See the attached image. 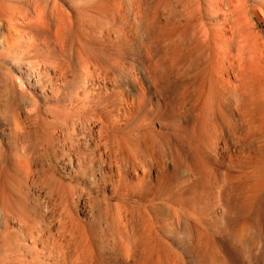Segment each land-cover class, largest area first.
Wrapping results in <instances>:
<instances>
[{
	"label": "rangeland",
	"instance_id": "obj_1",
	"mask_svg": "<svg viewBox=\"0 0 264 264\" xmlns=\"http://www.w3.org/2000/svg\"><path fill=\"white\" fill-rule=\"evenodd\" d=\"M118 1L115 0L114 2V0L112 1L110 0L108 2L107 15L110 16L111 14H120V16L119 15H115V16L119 21L118 25L120 23V25L123 26V33H122L123 37H120L119 35L117 36L115 28L113 26L111 27V24H108L106 22H105V25H104V22L99 23L98 21H96L95 24L85 23L86 25L84 24V25L77 26V28H75V32L77 36H74L73 38L75 42H73V40L71 41V39L65 40V42L67 41V43L71 41L70 45L67 44L68 45L67 47L65 43L63 42L62 45H64L67 48L66 49L65 47H63V50H64L63 52H66V54L62 52L60 56V60L58 61L59 70L57 69L58 70L57 77L59 79L58 80L59 83L57 82V88H58L59 98L61 99V105L59 109L57 110V107L53 105L51 106L50 102L47 104L48 106L44 103H40L39 107L35 109L36 114L32 113L31 119L28 120L30 125H28V122L25 125V128H24V130L26 129L24 131L25 137L23 138L24 141L21 143L13 139H8L4 136L0 137V185H3L7 187V190H10V186L12 184L15 185V182L13 179L14 170H18L17 173L18 175L20 173L19 176L20 178H22L21 179L22 180L21 182H23L22 184L23 185L26 184L30 186L33 189L32 192L33 191L35 192V193L33 192V194L34 195L38 194L36 198L40 197L41 198L40 200L42 201V202L41 201L38 202L37 200L32 199V198L27 200L28 201L27 203L31 202L30 204H26V205L30 207L29 209H31V211L29 213L30 214L32 213V215L29 214V218L24 221L25 223L19 219L20 218L19 214H21V212L16 210L17 207L14 206L15 203L12 202L8 204L9 205L8 207H10V209H13L14 212H16L14 213L15 215L13 216L14 218L13 220L16 219L15 220L16 222L13 221L12 223V226L14 228V234L17 235V234L23 233L21 239L23 237L25 238L21 241L22 244H26L27 242L26 245L27 246L28 244L30 245L31 253L26 251L25 254H27V257L31 259V257L35 254L36 250L44 251L45 253L44 260L46 261V264L48 263L65 264L67 262L65 263L56 262L58 261V258L57 259L54 258L56 252H58L57 247L59 248L61 245L58 243L60 242L62 243V249L60 250H64L63 248L67 247V245L69 246V248L67 249L70 250L71 248L70 245L74 246L72 248L75 249V246H76L75 244H77L78 245L76 246L77 252L79 251L78 256L80 255L83 256L85 254L84 250L85 249L88 250L87 252L88 254L86 255H88L89 257L87 256V258H85L83 262L82 260L81 261L78 260L79 263L77 262V264H80V263L82 264L84 263V261H85L84 264H149V263L156 264L158 259H161L163 261V264H165L167 263V261L174 260L173 258H176V256L178 255L183 260V262L186 264H190V263L191 264H194V263L203 264V262L204 264H207V263L208 264H216V263L221 264L222 262L225 263V261L228 262L229 260L230 261L227 264H234V263L237 264L240 260H242L241 264H246L248 262H251L250 256L256 255V254H258L257 255L258 261L262 262V260L264 259V252H263L264 251V240H263L264 239L263 238L264 237V232H263L264 231V158H263L264 151L263 152H260V151L252 152V151H249L250 150L249 147H254L251 145H255V146L263 145L261 141L264 140V104L260 107L261 111H259V114L257 116L253 117V116L248 115L246 117V119L247 118L251 119V121H255L257 122V124L259 123V126H261L259 128L261 130L260 132L257 133V131H253L251 135L249 133V137H248L249 147L248 146L244 147V149H246V152H239V147L236 146V144H233L230 146L226 145V143L228 144L229 142V140L227 139V136L224 138L225 135L222 136L219 134L218 136V133L215 135L213 134L212 127L216 122H218L219 116L217 115L216 112L214 114L212 107L210 108V112L207 113L209 111V109H207L208 107L207 106L206 107L207 111L205 112V115L202 116L204 122L206 123V129L205 128L202 129L203 135L204 134L205 135L202 136L201 131L198 129V124H199L198 122H201L200 121L201 117L200 119L196 118L195 117L196 112L187 110L185 107H182L179 105V98H180L179 88L180 87L178 86V82L175 83L172 80V78L169 76L168 71L164 72L168 69V66L172 61L171 51H170L171 46H169L168 44L169 42H167L168 40H162L160 38H158L160 39V42L159 40H157L156 34L159 33V29L155 25L157 24V22H156V19L151 20L152 17L156 14V6H155L156 0H143L142 2L143 6L142 8H140V11H141L140 20L139 18L137 19L134 18L136 15L135 8L131 6L129 0H118ZM250 2L248 3L249 6L254 4L252 1ZM88 4L90 5V3ZM111 6L113 8H111ZM90 7L91 6L89 7L87 6L88 9H90ZM65 9L67 10L66 12L68 14L71 13V10L69 8L65 7ZM79 9L82 10L81 8ZM97 13L98 12H94L95 15H97ZM169 13H170V10L165 9L164 15L168 16ZM83 15L84 13L82 11L76 13V16H83ZM143 21H144V24H143ZM148 21L152 22L150 23V26L151 25L152 26L149 29L150 32H151V29L153 31L150 33L151 35H148L147 32L144 31L145 30L144 26L146 25V22ZM101 24L104 25L103 28L101 27L102 26ZM137 24L139 25L138 27H137ZM153 25L155 26L156 31L153 28ZM258 27L259 29L263 30L264 24L259 23ZM100 30L102 34L99 32ZM83 34L85 37H83ZM91 34L92 35L95 34V35L92 36ZM87 35L88 37H86ZM111 36H112V39H111ZM125 36H127V38ZM77 40L82 44V48L79 42L77 43ZM165 42L168 45L165 44ZM71 43H74V44H71ZM111 43H113V45H111ZM162 43H163V46H165V48H163ZM74 46H77V47L79 46V47L76 49V47ZM167 47L170 48L169 55L167 54L168 52L165 51L166 49L168 50ZM87 49H90L93 52ZM113 49H114V52H113ZM77 50H80V51L78 52ZM162 51H163L162 53L163 57L161 56ZM80 52L82 56H84V60L86 59L85 60L86 64L84 62L85 64L84 67L88 73V78H87L86 71L83 70L84 67H81V65L83 64V61L81 60L82 62L80 63L82 64H79V61L77 60L78 57L80 59V56H78L79 55L78 53ZM101 54L102 56H100ZM75 55H77V57ZM114 55H115V58H114ZM85 56H87L88 59ZM167 57H170V59ZM95 58H98V59H95ZM75 59L77 60V62L74 61ZM67 60L69 61L67 62ZM88 61L90 65L87 63ZM91 61L95 67H97L99 63L97 70L95 67L93 68V65H91ZM73 63L75 64V66ZM77 63L79 64V66H77ZM124 64H126V66ZM101 65H103V67ZM120 65L122 66V68ZM148 65H149V69L147 68ZM80 67H81V71L83 70L82 71L83 74L82 72L78 70V68L80 69ZM99 67H102L101 68L102 70ZM105 67H107L108 71L105 69ZM157 67H158V70H157ZM65 68L66 70H64ZM92 69L96 71V75H95V71H93ZM98 71L99 72L101 71L100 74L97 73ZM105 71H106V76H104ZM147 72H149V74H147ZM161 72L163 73L161 74ZM191 72L194 75H192ZM89 73H91L92 75L94 74L95 77L90 76L91 77L90 78ZM120 74H121V77H120ZM159 74L160 76H158ZM189 75L191 78L189 77ZM96 76H98L99 81L96 78ZM103 76L106 77L105 84H104L105 80ZM113 76H116V77H113ZM109 77L111 80L109 79ZM120 78L122 80H120ZM200 78H202V73L197 74V72H194L193 70H191L187 74L188 80H192V81L196 80V82H194V85L192 87L194 86L197 87L199 85L198 82ZM48 79H49L48 77H44L41 85L42 86L46 85L47 89L50 90L52 85L49 83ZM116 79H118V83ZM115 80H116V83H115ZM41 85L38 86V92L41 90ZM190 94H193V92L191 91ZM211 97L212 96H209V95L207 96L208 98L207 105L209 103V106H211V103H212ZM86 106L88 108H86ZM69 107H71L72 110ZM40 111H41V114L38 116V113H40ZM215 116H217V118ZM82 118H83V121H82ZM75 119L76 121H79L78 124L75 121ZM100 119H102L103 121ZM47 121L50 124H48ZM73 122H75V125H76V128L74 125V129H72ZM44 123L46 125H44ZM83 124L88 127V130H87V127L86 126L84 127ZM54 125L56 128H54ZM100 125L101 126L103 125L102 128H104L103 130L104 134L102 132V128L100 127ZM16 127L17 126L14 124V128ZM68 128L70 130H68ZM84 129L89 134L88 133L85 134ZM60 130H62L65 133H63ZM74 130L76 131L77 135ZM71 131L73 135L70 133ZM81 132L84 134V136H82L83 134H81ZM183 132L185 133V135H182ZM194 132L196 133V136H194L195 135ZM90 133H91V137H90ZM211 133L213 134V136H211ZM35 135L37 136L35 137ZM104 135L106 139L104 138ZM107 135L108 137H106ZM199 135H201V139ZM92 136H93V139H92ZM82 137L84 138L83 140H82ZM101 137H102L101 141L104 143V145L99 140ZM203 137L204 138L206 137L205 140ZM37 138H38V141L35 140ZM70 138H72V140L74 139V141L72 142ZM28 139H30V141ZM108 139L110 140L112 144L109 143ZM202 139L204 140L205 143L203 142ZM256 139L258 141H255ZM86 142L89 143V145H87L88 148L85 147L87 144ZM43 144L46 145L47 147L43 146ZM60 144L62 145V147ZM75 144H76L75 146L76 150L73 147ZM229 144H231V142H229ZM126 145H127V148L125 150ZM220 146L222 147V149ZM117 147L118 149L116 150ZM56 148H57V151L53 152L56 150ZM105 148L106 149L108 148V149L106 150ZM109 148L112 149V151L116 150L115 151L116 154L113 151V154L111 155L112 157H110V154L112 151L109 152L110 151ZM213 149L215 152L213 151ZM26 152L32 153V154L27 156L28 154L26 155ZM47 152L50 153V156H49V153ZM71 152L73 153L74 157ZM130 152L132 153L130 154ZM251 152L252 154H249ZM39 153L40 154L42 153V155H40ZM93 153L94 154L96 153V155H94ZM101 153H102V156H101ZM253 153L256 154L255 157ZM114 154L116 155V157ZM36 155H39V156H36ZM62 155L64 156V158ZM145 155L147 156L146 158H145ZM43 156L45 160L42 159ZM79 156L80 158H78ZM49 157L50 159H52L51 163H50ZM117 157L118 158L120 157V158L118 159ZM125 157H127V159L129 158L128 162ZM110 158H112L111 159L112 161L110 160ZM124 158H125V161L123 163L122 159ZM91 161H93L92 164H91ZM102 161L105 163H103ZM260 161H261V164H260ZM47 162H48V165H47ZM56 162H59V164ZM72 162H75L76 166ZM112 162H113V165H112ZM115 162L116 164L114 166ZM122 163L124 164V167ZM103 164L105 165L104 167H103ZM138 164L140 165V167ZM130 165L131 166L133 165L132 169ZM28 166L31 168H29ZM38 167H41V168L39 169ZM136 167L138 168L136 169ZM135 170H137L136 172L138 173H136ZM31 171L32 172L35 171L33 177H32ZM44 171H46V174ZM254 171L255 172L257 171V172L255 173ZM27 173L29 174V176H27L28 175ZM36 174L38 177L36 176ZM24 175L27 179L29 177L30 180L29 179L26 180ZM58 179H61V180H58ZM31 183L33 184L30 185ZM34 184H36V186ZM54 184L56 185L55 187H54ZM48 189L50 190V193ZM53 189L55 191H53ZM82 190H85V191H82ZM248 193L251 194L250 197L247 196ZM77 197L79 199H77ZM104 197H105V200H104ZM229 198H230V201H229ZM60 199H61V202H60ZM233 200H236L237 203L234 204V202L236 201H233ZM228 201L231 204L232 203L233 204L230 205ZM240 201H243V204ZM38 205H40V208L38 207ZM243 205L246 207V209L244 210L246 212L244 211L242 212V210L239 208V206L243 207ZM223 207L232 208L231 209L232 211L231 210L226 211L227 209L226 208L224 209ZM76 209L79 212L76 211ZM224 210L225 212H227L226 215L230 213L227 217L224 216L225 215ZM58 211L60 213V216H59ZM117 211L119 212V215ZM232 212L235 213L234 216H232L233 215ZM0 216H3V214L1 213ZM222 216L225 219L224 221L228 224L227 226L232 227V228H235L237 225H241L243 220L248 221L258 216H259L258 218L260 219V220L258 219V222L260 223V225L263 223L261 225L262 226L261 231H258V232L251 231L249 233L250 239L252 241L250 240L251 244L248 245V249H245L242 247V245H239V248L235 249L236 251L235 250H233L234 252L232 251L233 253L238 255V257L235 255L233 258L232 256L233 253L231 251L225 250L224 252V249L220 246V242H219L221 240L220 238H224L222 232H220L221 228H219L220 220ZM117 217L119 218L117 219ZM39 218L41 220L40 222H37ZM56 218L59 219V221ZM61 218H64V220ZM177 218H179V220H177ZM114 219L122 220L125 223H127L128 220H131L136 226V228L141 231V233L144 232V230H146V228L148 227H149L147 229L148 231L147 230L146 231L147 233L148 232L150 233V229L153 228L151 230L153 232H151L150 236L154 235L155 237L152 236L154 239L150 238V241L152 242V243L150 242L151 243L150 246L154 245V248L155 246H157V248L159 249L157 250V248H155L156 249L155 251L154 248L151 247L152 248L151 249L149 248L150 247L149 246L148 251L149 250L150 251L148 252L146 250L147 251L146 253L147 254L149 253L148 254L149 256L147 257V254H145L146 256L144 255V251L141 250V247H138V250L135 249L138 254V255L136 254V257H135V259L137 258L136 262H132V261H135V259H132V258L127 260L123 256V254H120L121 248L119 244L120 242V239L118 238L119 236L112 233V230H111ZM51 224H53V226ZM177 224L178 225L180 224L179 227ZM189 224L190 226H188ZM195 225H198V227L196 226V229H198L199 231L195 229ZM25 227H27L26 229L28 230H26ZM101 227H103V229L105 230L103 231ZM192 227H193L194 232L192 231ZM1 228L2 226H0V229ZM15 229H17L18 231ZM21 229L23 230L21 231ZM161 229L162 230L164 229V230L162 231ZM181 229H183L185 232ZM189 229L192 231L191 232L192 236H189L187 233ZM70 230L72 231L74 230L73 231L74 233H72ZM195 231H197L199 235ZM38 232H40L41 234L39 233L40 234L39 235ZM65 232L68 234H66ZM69 234H71V238ZM114 236H116V238ZM199 236L201 237L202 241L206 240L208 246L211 247V248L207 247V249H209L208 251H210L211 249L212 250L215 249V251H212V253L215 252V254H213L212 257L210 255L211 251L210 253L208 251H205L206 254L205 252L201 253L202 249L196 243L197 242L196 239H199L198 238ZM26 238L28 239V241ZM101 238H103V240ZM117 238L119 240H117L116 242ZM157 240L160 242H157ZM113 241L118 243L119 246L118 244H116L115 246V243ZM68 242L70 245L68 244ZM213 243H216V244H213ZM214 245L216 246L214 247ZM217 246L219 248H217ZM256 246L258 247L256 248ZM52 247L55 248V250L52 249ZM259 247H261L260 250H259ZM72 248L70 251H72ZM80 248L81 249L84 248L83 252H81ZM162 249L165 251H163ZM89 250H91L92 252L91 251L89 252ZM153 250L154 252H152ZM140 252H143L142 256ZM219 252H220V256L223 255L220 258L221 260L224 258V255L226 256L223 259V261H221V263L217 261L219 259V255H218ZM250 252L251 254L252 253L253 254L248 255ZM51 253L53 254L52 255L53 257L51 256ZM81 253H83V255ZM226 253L228 255H226ZM244 253H246L248 256H246V254ZM169 254L171 256H169ZM207 254L210 255V258L215 259V261L217 262H215L214 260L210 258L208 259L209 256L206 257ZM214 255L215 257H213ZM84 256L81 257V259H84ZM143 256H145V259L142 258ZM154 257L156 258L158 257V258L155 259ZM235 257L239 259L237 260L238 262L235 261L236 259ZM138 258H141L142 261L141 260L139 261ZM143 259L144 261H148V263L147 262L144 263ZM48 260L50 262H48ZM210 260L212 262H210Z\"/></svg>",
	"mask_w": 264,
	"mask_h": 264
},
{
	"label": "bare ground",
	"instance_id": "obj_2",
	"mask_svg": "<svg viewBox=\"0 0 264 264\" xmlns=\"http://www.w3.org/2000/svg\"><path fill=\"white\" fill-rule=\"evenodd\" d=\"M109 1L110 0H89V1L88 0H0V137L4 136V137H6L8 139H13V140L18 141V142L21 143V142L24 141L23 138L25 137V135H24V131L26 130V129L24 130L25 125L28 122V120L31 119V114L32 113L36 114L35 109H37L39 107L40 103H44V104L47 105L50 102L51 106L53 105V106L57 107V110L59 109V107L61 105V99L59 98L58 88H57V82L59 80L58 77H57V71L59 70L58 69L59 68L58 61L60 60V56H61L62 52L64 51L63 47H65V46L62 45L63 42L65 43L66 47L68 46L67 44L70 45V42L72 40H73V42H75V40L73 38H74V36H77L76 32H75V28H77V26L84 25L85 23H87V24H95L96 21H98L99 23L100 22H104V25H105V22H106L108 24H111V27L113 26L115 28L117 36L119 35L120 37H123L122 36L123 26L120 25V23L118 25L119 21H118V19L115 16V15H119L120 16V14H111L110 16L107 15V7H108V2ZM116 1H118V0H116ZM250 1H252L254 4L249 6L248 3ZM91 2H92V4H91ZM114 2H115V0H114ZM118 2H117V4H118ZM129 2L131 4V6L133 8H135L136 15H135L134 18L135 19L139 18V20H140V18H141V16H140V12H141L140 8H142V6H143V4H142L143 0H129ZM88 3H90V5ZM114 5H115V3H114ZM87 6L88 7L91 6L90 9H88ZM155 6H156V14L152 17L151 20H155L156 19V22H157V24L154 23L156 25V27H158V29H159V33L156 34L157 35V40H159V42H160V39L168 40L167 42H169L168 44H169V46H171L170 47L171 50H170V48L167 47L168 50L166 49L165 51L168 52L167 53L168 55H169V52L171 51V60L172 61L169 64L168 69L164 66L167 69L164 72L168 71L169 76L172 78V80L175 83L178 82V86L180 87L179 88L180 89L179 105L182 106V107H185L187 110H191L193 112H196V115H195L196 118L200 119V117H201V119H200L201 122H198L199 123L198 124V129L201 131L202 136L205 135V134L203 135V130L202 129L203 128L206 129V123L204 122L202 116L205 115V112L207 111V109H209V111L207 112V113H209L210 112V108L212 107V109L214 111V114L216 112L217 115L219 116L218 122H216L213 125V127H212L213 128L212 129L213 130V134L215 135V134L218 133V136H219V134L222 135V136L225 135L224 138L227 136V139L229 140V142H231V144H229V142H228V144L226 143V145L230 146V145L236 144V146L239 147V152H246V149H244V147L245 146L249 147V145H248V143H249L248 142L249 133L251 135V133H253V131H257V133L261 131L259 129L261 127V126H259V123L257 124V122L251 121V119H248V118L246 119V117L248 115L249 116H253V117L257 116L259 114V111H261L260 107L264 104V29L261 30L258 27L259 23H263L264 24V0H156ZM65 7L69 8L71 10L70 14H68L66 12L67 10L65 9ZM79 8H81L82 10H80ZM111 8H113V7L111 6ZM165 9H169L170 10V13H169L168 16L164 15ZM80 11H82L84 13V15L83 16H76V13H78ZM94 12H98L97 15H95ZM150 23H152V22L148 21V22H146L145 26L143 25L144 29H145L144 31H146L148 35H151L150 33L153 32L152 29H151V32L149 30L150 27L152 26V25L150 26ZM143 24H144V21H143ZM104 25H102L101 27L103 28ZM138 26L139 25L137 24V27ZM99 28H100V26H99ZM140 28H141V26H140ZM153 28L156 31V28H155L154 25H153ZM106 29H107V27H106ZM101 30H103V29H101ZM101 30L99 31L100 33H101ZM85 32H84V34H85ZM89 32H90V30H89ZM84 34H83V37H85ZM88 35L86 37H88ZM93 35H95V34H93ZM136 35H137V33H136ZM152 35H153V33H152ZM125 37L127 38V36H125ZM126 38H124V39H126ZM158 38H160V39H158ZM68 39L69 40L71 39V41L69 43H67V41L65 42V40H68ZM111 39H112V36H111ZM122 41H123V39H122ZM78 42L79 41L77 40V43ZM145 42H147V41H145ZM71 44H74V43H71ZM79 44H80V46L82 48V44L80 42H79ZM165 44H167V43L165 42ZM111 45H113V43H111ZM121 45H123V44H121ZM160 46H161V44H160ZM162 46H163V43H162ZM74 47H76V49H77L79 46L78 47L74 46ZM163 48H165V46H163ZM90 49H91V47H90ZM90 49H87V50H90ZM152 49H154V48H152ZM77 51L79 52L80 50H77ZM103 51H104V49H103ZM91 52H93V51H91ZM113 52H114V49H113ZM118 52H119V50H118ZM63 53L66 54V52H63ZM75 53H77V52H75ZM162 53H163V51L161 52V56L163 57ZM78 54H79L78 56H80V59L78 57L77 60L79 61V64H82L80 62L83 61V64L81 65V67H84V65L86 64V62H85L86 59L84 60V56H82L81 52L78 53ZM84 54H86V53H84ZM75 56L77 57V55H75ZM81 56H82L83 59L81 58ZM100 56H102V54ZM111 56H112V54H111ZM122 56H123V54H122ZM85 57H87V56H85ZM88 57H89V55H88ZM88 57H87V59H88ZM114 58H115V55H114ZM167 58L170 59V57H167ZM95 59H98V58H95ZM106 59H107V57H106ZM77 60L75 59L74 61L77 62ZM68 61L69 60H67V62ZM89 61L87 63L90 65ZM101 61H103V60H101ZM84 62H85V64H84ZM108 63H109V61H108ZM124 63H125V61H124ZM79 64L77 63V66H79ZM101 64H102V62H101ZM91 65H93L92 61H91ZM124 65L126 66V64H124ZM74 66H75V64H74ZM98 66H99V63H98ZM101 66L103 67V65H101ZM81 67H80V69L78 68V70L80 72H82L83 70L86 71L85 67L81 71ZM94 67L95 66L93 65V68ZM97 67H95L96 70H97ZM102 67H99V68L101 69ZM121 68H122V66H121ZM147 68L149 69V65H148ZM147 68H146V70H147ZM70 69H71V67H70ZM105 69L107 70V67H105ZM64 70H66V68ZM92 70L95 71L94 69H92ZM150 70H151V68H150ZM157 70H158V67H157ZM191 70H193L194 72H197V74L198 73H202V78H200V80L198 82L199 85L197 87L196 86L192 87L194 85V82H196V80L192 81V80H188L187 79V74ZM100 72L98 71L97 73L100 74ZM162 73L163 72H161V74ZM82 74H83V72H82ZM86 74H87V78H88L87 71H86ZM89 74H90L89 77L90 76L91 77L94 76V74L93 75L91 73H89ZM147 74H149V72H147ZM95 75H96V71H95ZM192 75H194V74L192 73ZM195 75H196V73H195ZM100 76H102V75H100ZM104 76H106V71H105V75ZM158 76H160V74ZM44 77H48L49 78L48 81L52 85L50 90L47 89L46 85H43V86L41 85V83L43 82ZM113 77H116V76H113ZM120 77H121V74H120ZM189 77H190V75H189ZM80 78H81V76H80ZM96 78L98 79V76H96ZM105 78L106 77H104V80H105ZM77 79H78V77H77ZM109 79H110V77H109ZM116 80H117V83H118V79H116ZM116 80H115V83H116ZM120 80H122V79L120 78ZM98 81H99V79H98ZM107 81H108V79H107ZM105 82H106V80L104 81V84H105ZM138 82H139V80H138ZM90 83H91V81H90ZM39 85H41V90L38 92V86ZM191 91L193 92V94H190ZM208 95L212 96L211 97V99H212L211 100V102H212L211 106H209V103L207 105V100H208L207 96ZM80 107H79V109H80ZM206 107H207V109H206ZM69 108H71V107H69ZM86 108H88V107L86 106ZM71 110H72V108H71ZM81 110H82V108H81ZM49 113H50V111H49ZM74 113H75V111H74ZM40 114H41V111H40V113H38V116ZM192 115H194V114H192ZM215 117L217 118V116H215ZM84 119H86V118H84ZM92 119H93V117H92ZM51 120H49V121H51ZM90 120H91V118H90ZM100 120H102V119H100ZM75 121H76V119H75ZM82 121H83V118H82ZM76 122L78 124L79 121H76ZM47 123H48V121H47ZM73 123H72V125H73L72 129H74V125H75V122H73ZM14 124L17 126L16 128H14ZM48 124H50V123H48ZM80 124H79V126H80ZM28 125H30L29 122H28ZM44 125H46V124L44 123ZM56 125H57V123H56ZM204 125H205V127H204ZM85 126L86 125H84V127ZM102 126L100 125L101 128H102ZM45 127H47V126H45ZM54 128H56L55 125H54ZM75 128H76V125H75ZM112 128H113V126H112ZM29 130H30V128H29ZM68 130H70V129L68 128ZM87 130H88V127H87ZM103 130H104V128H102V132H103ZM60 131H62V130H60ZM39 132H41V131H39ZM66 132H67V130H66ZM84 132H85V134L88 133L87 131H85V129H84ZM63 133H65V132H63ZM63 133H62V135H63ZM70 133L72 134V131ZM70 133H69V135H70ZM75 133H76V131H75ZM201 133H199V134H201ZM81 134H83V133L81 132ZM103 134H104V132H103ZM194 134H195L194 136H196L195 132H194ZM213 134L211 133V136H213ZM67 135H68V133H67ZM76 135H77V133H76ZM79 135H80V133H79ZM182 135H185V133L183 132ZM36 136L37 135H35V137ZM82 136H84V134ZM199 136H200V139H201V135H199ZM222 136H220V137H222ZM90 137H91V133H90ZM102 137L99 139L100 141L102 140ZM106 137H108V135ZM187 137H188V135H187ZM38 138L35 139V140L38 141ZM41 138H42V136H41ZM104 138H105V135H104ZM205 138H204V140H205ZM217 138H219V137H217ZM83 139L84 138L82 137V140ZM92 139H93V136H92ZM105 139H104V141H105ZM28 140L30 141V139H28ZM70 140H72V138H70ZM204 140H203V142H204ZM46 141H48V140H46ZM73 141H74V139L72 140V142ZM108 141H109V143H111L109 139H108ZM255 141H258V140L256 139ZM126 142H128V141H126ZM35 143H36V141H35ZM82 143H83V141H82ZM261 143L263 145H259V146L251 145V146H254V147H249V149H250L249 151H252V152H256V151L259 152L260 151V152H263L264 151V140L261 141ZM44 144H46V143H44ZM44 144H43V146H46ZM61 144H63V143H61ZM87 145H89V143H87L86 146H85V147L88 148ZM97 145H99V144H97ZM103 145H104V143H103ZM21 146H22V144H21ZM37 146H35V147H37ZM75 146H76V144L73 146L75 148V150H76ZM95 146H96V144H95ZM61 147H62V145H61ZM108 147H109V145H108ZM98 148H99V146H98ZM126 148H127V145L125 147V150H126ZM41 149H42V147H41ZM46 149H44V150H46ZM117 149H118V147L116 148V150ZM221 149H222V147H221ZM44 150H43V152H44ZM109 150H108L109 152L112 151V149H110V148H109ZM38 151H39V149H38ZM56 151H57V148L53 152H56ZM113 151L111 152V154L109 153L110 157H112L111 155L113 154ZM115 151H114V153L116 154ZM213 151H214V149H213ZM252 152L249 153V154H252ZM34 153H35V151H34ZM47 153H49V152H47ZM80 153H82V152H80ZM86 153H88V152H86ZM131 153L132 152H130V154ZM30 154H32V153H27L26 152L27 156H29ZM76 154H78V153H76ZM76 154H75V156H76ZM117 154H118V152H117ZM40 155H42V153ZM69 155H70V153H69ZM72 155H73V153H72ZM90 155H91V153H90ZM94 155H96V153ZM136 155H135V157H136ZM36 156H39V155H36ZM49 156H50V153H49ZM101 156H102V153H101ZM255 156H256V154H254V157ZM73 157H74V155H73ZM82 157H83V155H82ZM115 157H116V155H115ZM146 157L147 156L145 155V158ZM63 158H64V156H63ZM78 158H80V156ZM94 158H96V157H94ZM99 158H100V156H99ZM125 158L127 159V157H125ZM125 158L122 159L123 163L125 161ZM229 158H231V157H229ZM39 159H41V158H39ZM42 159H44V156L42 157ZM49 159H50V157H49ZM111 159L112 158H110V160ZM128 159H127V162H128ZM84 160H85V158H84ZM113 160H115V159H113ZM131 160H132V158H131ZM51 161H52V159H50V163H51ZM92 162L93 161H91V164H92ZM118 162H117V164H118ZM133 162H134V160H133ZM180 162H181V160H180ZM56 163L59 164V162H56ZM72 163L75 165V162H72ZM103 163H105V162H103ZM67 164H69V163H67ZM115 164H116V162L114 163V166H115ZM234 164H235V162H234ZM241 164H242V162H241ZM260 164H261V161H260ZM47 165H48V162H47ZM83 165H84V163H83ZM112 165H113V162H112ZM44 166H46V165H44ZM49 166H50V164H49ZM104 166L105 165L103 164V167ZM132 166H131V169H132ZM117 167H119V166H117ZM123 167H124V164H123ZM139 167H140V165H139ZM29 168H31V167H29ZM38 168L40 169L41 167H38ZM137 168L138 167H136V169ZM39 169H38V171H39ZM258 170H260V169H258ZM28 171H26V172H28ZM46 171H44L45 174H46ZM136 171L137 170H135V172ZM17 172H18V170H14L13 179H14L15 185L12 184L13 187L11 185L10 186V190H7V187H5V186L0 185V215H1V213L3 214V216H0V226H2V228L0 229V264H46V261L44 260L45 259L44 251L36 250L35 254L32 257L30 255L31 259L28 258L27 254H25V253H26V251L27 252L31 251L30 245L28 244V246H27L26 245L27 242H26V244H22L21 241L25 238V237H23L21 239L23 233L22 234L20 233L21 235L20 234H17V235L14 234V228L12 226V223H13V221L16 220V219L13 220L14 219L13 216L15 215L14 213H16V212H14L13 209H10V207H8L9 206L8 204L12 203V202L15 203L14 206H16L18 208L17 209L15 207L16 210L21 212V214H19L20 215L19 219L22 222H24L26 219L29 218V214H30L29 212L31 211V209H29L30 207L28 205H26V204H30L31 202L27 203L28 202L27 200L32 198V199L37 200L38 202L41 201L40 197L36 198V196H38L37 193H36L37 195L33 194L34 191L32 192L33 189L30 186H28L26 184H24V185L22 184L23 183V182H21L22 178H20V176H19L20 173L18 175ZM34 172H32V177L34 175ZM136 173H138V172H136ZM260 173H261V171H260ZM47 175H45V176H47ZM136 175H138V174H136ZM27 176H29V174ZM36 176H37V174H36ZM24 177H25V175H24ZM48 178H50V177H48ZM25 179L28 180L29 177H28V179L25 177ZM38 180H40V179H38ZM58 180H61V179H58ZM19 182H21V183H19ZM59 183H60V181H59ZM32 184L33 183H31L30 185H32ZM34 185L36 186V184H34ZM55 186L56 185L54 184V187ZM62 187H64V186H62ZM53 191H55V190L53 189ZM82 191H85V190H82ZM49 193H50V190H49ZM239 195H241V194H239ZM247 196L250 197L251 194L248 193ZM253 196H254V194H253ZM91 198H89V199H91ZM77 199H79V198L77 197ZM104 200H105V197H104ZM229 201H230V198H229ZM229 201H228V203H230ZM233 201H236V200H233ZM60 202H61V199H60ZM240 202H242V204H243V201H240ZM235 203H237V201L234 202V204ZM232 204L230 203V205H232ZM118 205H120V204H118ZM38 207L40 208V205H38ZM225 208L227 209L226 211H229V210L232 209V208H229V207H225ZM239 208L242 210V212L246 209V207L244 205H243V207L239 206ZM59 211H58V213H59ZM66 211H68V210H66ZM76 211H78V210L76 209ZM33 212H35V211H33ZM244 212H246V211H244ZM43 213H45V212H43ZM226 213L227 212H225V210H224V214H225L224 216L225 217H227L230 214V213H228V215H226ZM232 213H233L232 216H234L235 213L234 212H232ZM30 215H32V213ZM67 215H66V217H67ZM118 215H119V212H118ZM39 216H40V214H39ZM59 216H60V213H59ZM72 217H73V215H72ZM258 217H255V218L250 219L248 221L243 220L241 225H237L235 228H232V227L227 226L228 224L224 221L225 219L222 216V218L220 220V227H219V228H221V231L220 230L219 231L222 232L224 238H220L221 240L219 242H220V246L224 249V252H225V250L232 252L233 250L238 249L239 245H242L243 248L248 249V245H250L251 244L250 242L252 241L250 239L249 233L251 231H254V232L257 231L258 232V231L262 230V226L261 225L263 223L260 225V223L258 222V219H259ZM43 218H44V216H43ZM118 218L119 217H117V219ZM179 218H177V220H179ZM61 219L64 220V218H61ZM117 219H114V222L112 223L111 230H112V233H114L117 236H119L118 238L120 239L119 244H120V248H121V250L119 249L120 252H121L120 254H123V256L127 260H129L130 258L135 259L136 254H137V251L135 249L138 250V247H141V250L144 251V255L147 254L146 252L148 251V247L152 243L150 241V238L154 239L153 237H155L154 235H152L153 237L150 236L151 232H153V231H151L153 228L150 229V233L148 232L149 234L147 233V231H148L147 229L149 227L146 228L147 231L144 230V232L141 233V231L136 228V226L134 225V223L131 220L127 219L128 221H127V223H125L122 220H117ZM120 219H121V217H120ZM40 220L41 219L39 218L37 222H40ZM57 220L59 221V219H57ZM172 222H173V220H172ZM138 223H139V221H138ZM180 224H181V222H180ZM26 225H28V224H26ZM51 225L53 226V224H51ZM147 225H149V224H147ZM179 225H178V227H179ZM19 226H20V224H19ZM46 226H48V225H46ZM174 226H175V224H174ZM188 226H190V224ZM196 226L198 227V225H195V229H196ZM26 228L27 227H25V229ZM101 228L103 229V227H101ZM190 229H189L190 232L188 231L187 233H188L189 236H192L191 232L193 231V227H192V231ZM15 230H17V229H15ZM22 230L23 229H21V231ZM26 230H28V229H26ZM104 230L105 229H103V231ZM181 230H183V229H181ZM186 230H188V229H186ZM196 230H198V229H196ZM70 231L72 233H74L73 232L74 230L73 231L70 230ZM106 231H107V229H106ZM195 232H197V231H195ZM32 233H33V231H32ZM39 233L40 232H38V234ZM66 234H68V233H66ZM197 234H198V232H197ZM69 235H70V238H71V234H69ZM43 236H45V235H43ZM73 237H74V235H73ZM114 237L116 238V236H114ZM118 238L116 239V242H117V240H119ZM198 238L199 239H196L197 240L196 243L199 245V247H201V249H202V250L200 249L202 251L201 253H203L205 251H208L209 249H207V247H209V248H211V247L208 246L206 240L202 241L200 236ZM101 239L103 240V238H101ZM202 239H204V238H202ZM27 241H28V239H27ZM81 241H83V240H81ZM19 242H21V243H19ZM116 242H114L115 246H116V244H118ZM157 242H160V241L157 240ZM58 243L61 244V245H60L59 248L57 247L58 252H56L55 257H54L56 259L58 258V261H56V262H61V263L67 262L68 264H77L78 260L79 261L82 260V262H83V260H85V258H87V256H88V255H86V254H88L87 253L88 250L87 249L84 250L85 247L82 248V249L80 248L81 252H83V250H84V252H85L84 255H86V256H84L83 253H81L84 256V259H81V257H83V256H81V255L78 256L79 251L77 252V247H76V246H78L77 244H75L76 245L75 246L76 250H75V249L72 248L74 246L70 245L69 242H68V244L72 248V251H70L71 248H70V250L67 249V248H69L68 245H67V247L63 248L64 250H60V249H62V243H60V242H58ZM74 243H75V241H74ZM80 243H82V242H80ZM119 244H118V246H119ZM213 244H216V243H213ZM262 244H261V246H262ZM112 245H113V243H112ZM57 246H58V244H57ZM215 246L216 245H214V247ZM151 247L154 248V245L150 246L149 248H151ZM257 247L258 246H256V248ZM155 248H157V246H155ZM217 248H219V247L217 246ZM250 248H251V246H250ZM260 248L261 247H259V250H260ZM52 249L55 250V248H53V247H52ZM158 249L159 248H157V250ZM54 250H53V252H54ZM66 250H68V251H66ZM73 250H75V251H73ZM91 250H89V252ZM259 250H258V252H259ZM155 251H156V249H155ZM163 251H165V250H163ZM210 251L212 253V251H215V249L214 250L211 249ZM210 251H208V252L210 253ZM152 252H154V250ZM247 252H248V250H247ZM140 253H141V256H142L143 252H140ZM211 253H210V255L212 257V255L215 254V252H213L212 254ZM148 254H147V257L149 256ZM205 254H206V252H205ZM244 254H246V253H244ZM250 254H251V252L248 255H250ZM254 254H255V252H254ZM52 255L53 254L51 253V256ZM89 255H90V253H89ZM157 255H158V253H157ZM210 255L207 254L206 257L209 256L208 257V259H209ZM218 255H219V259L223 256V255L220 256V252H219ZM226 255H228V254L226 253ZM235 255H236L235 253L232 254L233 258H234ZM248 255L246 254V256H248ZM257 255L258 254L250 256L251 262L247 261L248 263H246V264H264V259L263 260L261 259L262 262H259ZM145 256H143L142 258L145 259ZM169 256H171V255L169 254ZM236 256L238 257V255H236ZM246 256H244V257H246ZM213 257H215V255ZM225 257L226 256L224 255V258ZM154 258L157 259L158 257L157 258L154 257ZM159 258H161V257H159ZM239 258H241V257H239ZM88 259H90V258H88ZM138 259H139V261L141 260V258H138ZM144 259H143V261H144ZM173 259L174 260L167 261V263H165V264H186L179 257V255L176 256V258H173ZM210 259L215 261V259H213V258H210ZM219 259L217 261H219L221 263V261H223V259L222 260L221 259L219 260ZM230 259H232V258H230ZM136 260H137V258L135 259V261H132V262H136ZM226 260H227V258H226ZM237 260H239V259L236 258L235 261H237ZM190 261H192V260H190ZM217 261H215V262H217ZM241 261L242 260H240L239 262L237 261V262L241 264ZM244 261H246V260H244ZM48 262H50V261L48 260ZM88 262H89V260H88ZM145 262L148 263V261H144V263ZM210 262H212V261L210 260ZM228 262L225 261V263H223V262L222 263L223 264H227ZM67 263H65V264H67ZM84 263H85V261H84ZM84 263H82V264H84ZM231 263H232V261H231ZM48 264H50V263H48ZM156 264H163V261L161 259H158ZM203 264H204V262H203Z\"/></svg>",
	"mask_w": 264,
	"mask_h": 264
}]
</instances>
